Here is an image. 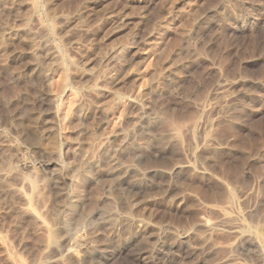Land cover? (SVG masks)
<instances>
[{
  "label": "clouds",
  "instance_id": "clouds-1",
  "mask_svg": "<svg viewBox=\"0 0 264 264\" xmlns=\"http://www.w3.org/2000/svg\"><path fill=\"white\" fill-rule=\"evenodd\" d=\"M88 2L30 0L19 42L0 32V231L17 264H264V0H147L143 40L164 52L143 88L123 71L134 44L87 38ZM24 187L43 223L22 219Z\"/></svg>",
  "mask_w": 264,
  "mask_h": 264
},
{
  "label": "rangeland",
  "instance_id": "rangeland-1",
  "mask_svg": "<svg viewBox=\"0 0 264 264\" xmlns=\"http://www.w3.org/2000/svg\"><path fill=\"white\" fill-rule=\"evenodd\" d=\"M161 0H155L151 6L155 8L157 3ZM5 4L11 5V7H5ZM99 5V6H94ZM148 6L147 0H89L88 7L90 11L85 13L87 17V27L91 29L87 38L93 40H102L105 46H116V52H120L121 48L126 49L127 45H133L132 51H137L135 58L123 65V71L126 74L127 82L130 84H139L143 88L144 83H147V74L153 70V65L159 58V54L164 52V45L155 39V33L149 35L147 41L143 40L144 35L149 31V24L144 13H140L141 8ZM31 8L30 0H2L0 2V32H4L5 29L9 30V35L15 37V42H19V37L25 35L26 29L24 24L27 20V13ZM169 46H175L177 43L175 39H169L164 42ZM94 48L99 51L100 45L94 44ZM174 54V53H173ZM123 55V53H122ZM19 53L9 59V63L15 65L19 63L16 57ZM31 67L27 71H31ZM143 71L145 73L143 82L138 79V73ZM59 75L51 77L49 84L52 85V90L48 94L50 98H55L58 94L57 85L59 84ZM55 82V83H53ZM67 107L62 109L65 122L71 123L70 113L74 111L72 101L70 97H67ZM16 103V101H13ZM56 113H49L44 119L48 121L45 123L46 128H51V118H55ZM120 117H117V121L113 123V127H116ZM44 131V128L41 129ZM45 136H48V132L44 131ZM55 134V133H54ZM64 135L71 138L73 135L70 131L64 133ZM33 190H35V184H32ZM24 193H28V187L23 188ZM26 204L24 206V216L22 219L28 221L30 219H39L41 223L44 222L42 213L33 202V197L30 193L24 196ZM29 209L31 214L28 213ZM26 212V213H25ZM28 214V215H27ZM207 219V218H205ZM15 241L12 240L10 232L0 231V251L8 256L9 264H17L18 260L23 261L24 256L19 253H15Z\"/></svg>",
  "mask_w": 264,
  "mask_h": 264
},
{
  "label": "bare ground",
  "instance_id": "bare-ground-1",
  "mask_svg": "<svg viewBox=\"0 0 264 264\" xmlns=\"http://www.w3.org/2000/svg\"><path fill=\"white\" fill-rule=\"evenodd\" d=\"M25 209L27 210V208H25ZM24 211H25V210H24ZM27 211H28V213L30 212V210H29V209H28ZM25 213H26V212H25ZM29 214H31V213H29ZM27 215H28V214H27Z\"/></svg>",
  "mask_w": 264,
  "mask_h": 264
}]
</instances>
